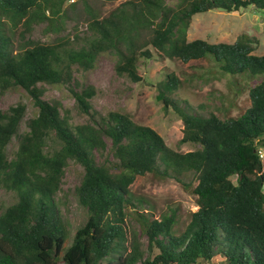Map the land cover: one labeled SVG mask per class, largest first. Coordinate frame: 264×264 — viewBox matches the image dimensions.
I'll return each instance as SVG.
<instances>
[{"label": "trees", "instance_id": "1", "mask_svg": "<svg viewBox=\"0 0 264 264\" xmlns=\"http://www.w3.org/2000/svg\"><path fill=\"white\" fill-rule=\"evenodd\" d=\"M70 1L0 0V93L22 89L37 108L24 132V104L0 109V190L14 195L9 206L0 204V264H205L216 257L221 264H264V55H254L258 41L247 34L232 44L187 40L194 15L264 11V0H124L101 18L87 0ZM79 3L87 15L81 44L32 42L15 51L16 35L25 39L43 22L57 30L67 8ZM152 50L183 63L209 59L222 75L244 79L249 107L226 119L188 113L166 96L180 85L167 75L157 99L180 113L179 144L198 147L179 153L128 114L93 110L95 87H70L73 66L87 72L105 53L117 57L118 76L138 83V63L150 60ZM58 84L68 85L87 122L71 124L61 104L43 99V86ZM70 161L83 169L75 196L87 214L72 236L57 196ZM187 173L197 185L182 186L196 196L198 209L180 232L175 210L150 219L145 201L130 192L137 176L181 182ZM132 222L147 238L145 249Z\"/></svg>", "mask_w": 264, "mask_h": 264}, {"label": "rangeland", "instance_id": "2", "mask_svg": "<svg viewBox=\"0 0 264 264\" xmlns=\"http://www.w3.org/2000/svg\"><path fill=\"white\" fill-rule=\"evenodd\" d=\"M87 1L101 18L106 17L124 0ZM72 2L73 0L69 3ZM175 3L176 1H173L168 4L171 6ZM71 7L70 9L66 7L67 17L57 24V30L49 31L47 22H43L35 24L25 39L16 35L13 45L15 51L30 47L32 42L58 44L66 41L68 47L81 44L82 38L87 34V15L83 11L82 3ZM241 34H247L258 41L254 55H264V11L250 7L234 13L211 10L196 14L192 17L187 30V40L201 39L210 44H232ZM153 55L150 60L139 61L138 75L141 81L138 83L118 76L114 71L117 57L112 53H105L98 56L94 68L87 72H82L77 66H73L74 78L70 87H75L76 90H80L84 85L95 87L96 94L90 101L93 110L103 115L109 111L128 114L135 123L157 132L169 148L179 153H187L198 147L188 143L179 144L183 136L180 113L173 105L165 109L163 103L157 99L161 90L160 84L167 80V75L178 78L180 85L173 94L166 96L176 101L180 108L188 113L202 116L215 114L219 118L226 119L240 116L249 107L247 90L250 83L247 84L242 78L222 75L209 59L183 63L180 60L165 58L154 51ZM74 81L81 86H76ZM43 88V99L61 104V114L68 115L71 124L87 122V117L77 109L68 85H44ZM18 103L25 105V116L20 125V132H24L27 121L37 113L33 101L19 88L0 93L1 110H7ZM16 144L14 138L8 148L9 154L15 151ZM51 144V141H48V145ZM259 152L264 162V148ZM98 161L102 162V158L98 157ZM82 176V167L72 161L68 162L61 182V190L57 195L61 202L62 215L70 224L71 236L87 218L85 209L77 203L75 196V188L79 186ZM182 183L194 188L197 185L196 175L187 173L181 177V182L171 177L157 178L152 174L137 176L130 186V192L134 198L145 201L146 208L149 207L152 213L150 219H160L161 216L175 210L176 228L177 232H180L187 224L189 214L198 209L196 196L187 191ZM13 201V194L0 190L2 206H9ZM131 226L138 232L136 223L132 222ZM138 238L142 248L145 249L146 236L138 232ZM205 264H221L220 258H213L211 262Z\"/></svg>", "mask_w": 264, "mask_h": 264}, {"label": "built area", "instance_id": "3", "mask_svg": "<svg viewBox=\"0 0 264 264\" xmlns=\"http://www.w3.org/2000/svg\"><path fill=\"white\" fill-rule=\"evenodd\" d=\"M259 154H260V152H259ZM260 156H261V154H260Z\"/></svg>", "mask_w": 264, "mask_h": 264}]
</instances>
